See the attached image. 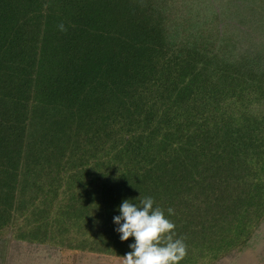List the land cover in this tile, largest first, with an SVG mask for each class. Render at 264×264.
Instances as JSON below:
<instances>
[{
    "label": "trees",
    "instance_id": "trees-1",
    "mask_svg": "<svg viewBox=\"0 0 264 264\" xmlns=\"http://www.w3.org/2000/svg\"><path fill=\"white\" fill-rule=\"evenodd\" d=\"M149 196L180 264L263 226L264 0H0V248L123 264Z\"/></svg>",
    "mask_w": 264,
    "mask_h": 264
},
{
    "label": "clouds",
    "instance_id": "clouds-1",
    "mask_svg": "<svg viewBox=\"0 0 264 264\" xmlns=\"http://www.w3.org/2000/svg\"><path fill=\"white\" fill-rule=\"evenodd\" d=\"M64 31V25H59ZM152 197H145L139 204L125 199L118 206V215L113 217L121 241L130 237L131 249L123 257V264H180L186 255V245L182 239H174L175 225L164 211L154 207ZM168 215L173 209L167 210Z\"/></svg>",
    "mask_w": 264,
    "mask_h": 264
},
{
    "label": "rangeland",
    "instance_id": "rangeland-1",
    "mask_svg": "<svg viewBox=\"0 0 264 264\" xmlns=\"http://www.w3.org/2000/svg\"><path fill=\"white\" fill-rule=\"evenodd\" d=\"M179 6L178 8H182ZM178 14L181 16L183 12L180 11ZM8 251V248H0L2 256L0 264H111L105 258L85 255L78 258L75 263L71 258L62 257L59 252L47 248L12 245L9 253ZM219 264H264V224L250 241V247L247 250L236 253Z\"/></svg>",
    "mask_w": 264,
    "mask_h": 264
}]
</instances>
